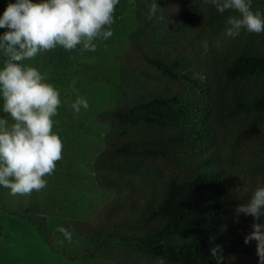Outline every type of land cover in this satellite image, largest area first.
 <instances>
[{"label": "trees", "instance_id": "trees-1", "mask_svg": "<svg viewBox=\"0 0 264 264\" xmlns=\"http://www.w3.org/2000/svg\"><path fill=\"white\" fill-rule=\"evenodd\" d=\"M152 3L135 0L141 24L121 66L136 74V93L103 113L110 143L94 161L100 183L125 196L108 211L119 217L90 240L99 251L121 243L148 264H217L216 245L220 264H235L238 252L258 264L256 241L244 243L254 219L235 209L264 187V34L227 36L239 13L204 0H156L155 15ZM191 6L204 12L202 26L180 37L174 17ZM252 10L264 13V0ZM241 147L258 155L260 180L247 191L237 183Z\"/></svg>", "mask_w": 264, "mask_h": 264}, {"label": "rangeland", "instance_id": "rangeland-1", "mask_svg": "<svg viewBox=\"0 0 264 264\" xmlns=\"http://www.w3.org/2000/svg\"><path fill=\"white\" fill-rule=\"evenodd\" d=\"M10 3L15 0H1L0 17ZM113 19V35L107 40L94 38V52L83 50L82 41L72 50L56 45L17 62L47 74L42 82L58 91L61 103L51 117L52 133L60 137L63 149L53 174L43 177L46 186L38 192L12 195L10 189L0 185V264H148L147 258L121 243L99 251L90 240L119 217L116 212L108 215V211L125 196L104 187L95 175L94 161L110 143L111 126L103 113L136 93H132L136 74L127 73L121 66L130 49L129 34L141 24L135 0H119ZM203 20L202 9L191 6L177 11L173 23L180 37H191L200 30ZM5 31L8 29L0 28V34ZM4 60L0 51V69ZM78 98L86 99L89 108H81L77 114L71 105ZM4 103L0 92V112ZM0 119L8 121L9 129L15 123L10 114ZM256 151L245 147L239 150L235 165L242 191L260 180L252 172L258 161ZM60 226L71 232V242L57 230ZM246 260L240 252L234 257L235 264H246Z\"/></svg>", "mask_w": 264, "mask_h": 264}, {"label": "clouds", "instance_id": "clouds-1", "mask_svg": "<svg viewBox=\"0 0 264 264\" xmlns=\"http://www.w3.org/2000/svg\"><path fill=\"white\" fill-rule=\"evenodd\" d=\"M204 2L214 5L221 14L226 10L239 13V18L228 19L227 36L235 38L242 29L264 34V13L252 10V0ZM118 4L119 0H15L0 17V28L8 29L0 34V51L5 57L0 69V92L4 112L15 121L9 129L8 121L0 119V185L10 189L12 195H27L44 188L43 177L53 174L63 149L60 137L52 133L51 117L61 103L58 91L42 82L47 74L17 62L56 45L72 50L82 41L83 50L96 51L94 38L107 40L113 35V13ZM158 9L153 0L150 14L155 15ZM71 107L78 114L89 104L78 98ZM235 212L237 218L240 214L253 217L252 231L244 237V243L256 241L258 264H264V187H257L249 201L239 204ZM57 230L65 240L72 241L66 228L60 226ZM210 251L220 264L224 259L219 254L222 247L216 245ZM157 264H164L162 257L157 258Z\"/></svg>", "mask_w": 264, "mask_h": 264}]
</instances>
